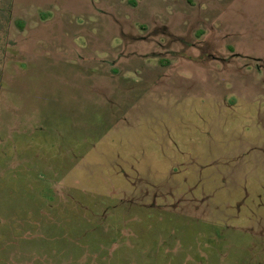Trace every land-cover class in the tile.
Returning <instances> with one entry per match:
<instances>
[{
    "label": "rangeland",
    "instance_id": "obj_1",
    "mask_svg": "<svg viewBox=\"0 0 264 264\" xmlns=\"http://www.w3.org/2000/svg\"><path fill=\"white\" fill-rule=\"evenodd\" d=\"M0 264H264V0H0Z\"/></svg>",
    "mask_w": 264,
    "mask_h": 264
},
{
    "label": "trees",
    "instance_id": "obj_2",
    "mask_svg": "<svg viewBox=\"0 0 264 264\" xmlns=\"http://www.w3.org/2000/svg\"><path fill=\"white\" fill-rule=\"evenodd\" d=\"M189 2H190V4H192L193 3V0H188ZM23 24H21V26H22Z\"/></svg>",
    "mask_w": 264,
    "mask_h": 264
}]
</instances>
